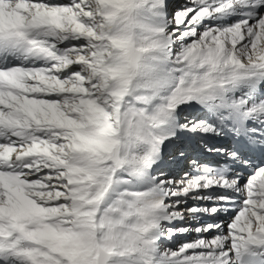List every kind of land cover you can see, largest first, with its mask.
<instances>
[{"label": "snow or ice", "instance_id": "1", "mask_svg": "<svg viewBox=\"0 0 264 264\" xmlns=\"http://www.w3.org/2000/svg\"><path fill=\"white\" fill-rule=\"evenodd\" d=\"M0 264H264V0H0Z\"/></svg>", "mask_w": 264, "mask_h": 264}, {"label": "bare ground", "instance_id": "2", "mask_svg": "<svg viewBox=\"0 0 264 264\" xmlns=\"http://www.w3.org/2000/svg\"><path fill=\"white\" fill-rule=\"evenodd\" d=\"M194 235H195V234L178 236V237L176 238V243L179 244V243H182V242H184V241H186V240L193 239V238H194Z\"/></svg>", "mask_w": 264, "mask_h": 264}]
</instances>
